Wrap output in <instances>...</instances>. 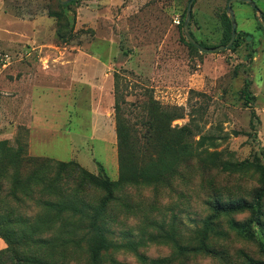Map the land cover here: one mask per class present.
Listing matches in <instances>:
<instances>
[{"label":"rangeland","instance_id":"1","mask_svg":"<svg viewBox=\"0 0 264 264\" xmlns=\"http://www.w3.org/2000/svg\"><path fill=\"white\" fill-rule=\"evenodd\" d=\"M252 1L264 16V0ZM188 2L0 0V141L22 155L73 162L117 181L116 101L145 163L153 147L143 143L141 116L151 101L180 116L172 129L191 130V157L167 182L117 192L108 213L112 237L137 246L110 253L102 264H149L140 256L163 264H264V227L255 228L253 240L228 229L229 220H248L246 211L218 220L226 236L213 239L214 254L178 255L165 238L174 232L179 245L193 247L190 232L210 215V203L252 201L264 173V38L257 13L233 2L235 40L230 49L207 54L184 37ZM227 2L195 0L189 30L203 47L220 45ZM246 81L254 98L248 108L241 94ZM204 136L212 140L198 145ZM1 185L0 221L8 219L14 244L8 248L0 238V264H19L14 249L29 256L37 247L17 243L21 230L35 225L18 221L33 222L37 208L29 198L7 196L5 180ZM261 210L264 223V197ZM64 256L66 264H90L84 250Z\"/></svg>","mask_w":264,"mask_h":264},{"label":"trees","instance_id":"2","mask_svg":"<svg viewBox=\"0 0 264 264\" xmlns=\"http://www.w3.org/2000/svg\"><path fill=\"white\" fill-rule=\"evenodd\" d=\"M221 24L220 45H226L231 35V23L226 14L221 16ZM191 36L195 39L192 34ZM189 45L195 48L190 43ZM249 84V81H246L241 90L247 108L251 107V101L254 99L249 91ZM114 111L117 125V181H111L104 173H88L73 162H56L22 155L20 149H14L8 146L6 141H0V171L3 172L0 175V190L1 181L5 180L8 186L7 196L20 203L29 198L35 202L37 208L33 222L24 219L18 221L35 225L27 227L26 231H19L17 243L28 241L37 247L36 253L29 256H20L19 250L14 249L13 254L19 264H66L64 254L68 250H84L88 254L90 264H102L105 256L110 253L134 250L137 246L131 239L120 242L112 237L113 233L108 225L109 209L117 200V192L124 193L131 187L167 182L176 165L191 157V145L186 141L191 130L189 125L172 129L170 123L180 116L160 109L157 103L151 101L144 108L146 114L141 116L144 117L143 126H146L142 136L145 140L143 143L153 147L152 159L145 163L143 156L139 157L140 151H135L132 146L118 101L115 102ZM171 139H177V142L174 144ZM209 140L212 139L204 136L197 144L202 145ZM210 146H213V143ZM165 154H168L170 160L168 157L163 159ZM263 197L264 173L262 186L255 191L252 201L238 200L224 204L215 200L210 203V215L198 221L199 226L190 232V240L195 244L193 247L179 245L174 232L167 233L165 238L168 236L167 238L172 240L178 255L189 252L214 254L215 251L210 247L211 242L215 238L226 236V232L219 229L218 220L224 215L246 211L250 214L248 220H229L227 225L237 236L253 240L255 228L264 227L261 221ZM6 222H9L8 219L0 221V238L10 248L14 241L11 242L9 238L11 232L7 229ZM260 248L264 250L261 243ZM43 250H49L46 257L43 256ZM140 259L148 261L149 264L165 262L143 256H140ZM248 264L262 263L248 260Z\"/></svg>","mask_w":264,"mask_h":264},{"label":"water","instance_id":"3","mask_svg":"<svg viewBox=\"0 0 264 264\" xmlns=\"http://www.w3.org/2000/svg\"><path fill=\"white\" fill-rule=\"evenodd\" d=\"M58 1L61 5H67L73 1H82V0H58ZM194 2L195 0H189L187 4L186 12H185V21L183 23V34L187 42L190 43L192 46H194L199 52L213 54V53H220L222 51H226L230 49V47L232 46L235 40L236 27H237L234 11L232 10V7H231V4L233 2H245L256 11L257 16H258V22L263 28V38H264V17H263L262 12L256 7L255 3L252 0H228L225 11L231 23V35H230L229 42L226 45H219V46H214V47H202L199 43L195 41V39L192 38L190 34V30H189V22H190L191 11H192Z\"/></svg>","mask_w":264,"mask_h":264},{"label":"crops","instance_id":"4","mask_svg":"<svg viewBox=\"0 0 264 264\" xmlns=\"http://www.w3.org/2000/svg\"><path fill=\"white\" fill-rule=\"evenodd\" d=\"M1 245V244H0Z\"/></svg>","mask_w":264,"mask_h":264}]
</instances>
